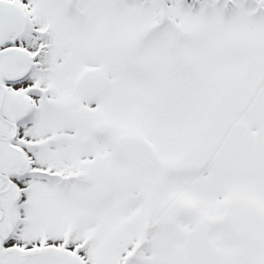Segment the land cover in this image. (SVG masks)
Masks as SVG:
<instances>
[{"label":"snow or ice","instance_id":"snow-or-ice-1","mask_svg":"<svg viewBox=\"0 0 264 264\" xmlns=\"http://www.w3.org/2000/svg\"><path fill=\"white\" fill-rule=\"evenodd\" d=\"M0 264H264V0H0Z\"/></svg>","mask_w":264,"mask_h":264}]
</instances>
